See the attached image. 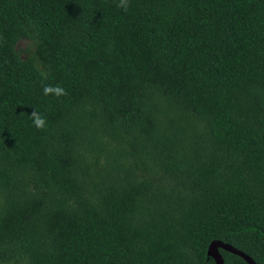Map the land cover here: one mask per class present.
Here are the masks:
<instances>
[{
	"label": "trees",
	"instance_id": "16d2710c",
	"mask_svg": "<svg viewBox=\"0 0 264 264\" xmlns=\"http://www.w3.org/2000/svg\"><path fill=\"white\" fill-rule=\"evenodd\" d=\"M117 3L0 0V264H264V0Z\"/></svg>",
	"mask_w": 264,
	"mask_h": 264
},
{
	"label": "clouds",
	"instance_id": "9594fccd",
	"mask_svg": "<svg viewBox=\"0 0 264 264\" xmlns=\"http://www.w3.org/2000/svg\"><path fill=\"white\" fill-rule=\"evenodd\" d=\"M116 7L127 11L129 7V0H119V3L116 4ZM42 91L46 96L55 95L56 97H60L66 96L68 94L67 91L60 85H44ZM29 118L32 120L34 127L39 130H43L46 124L45 117L41 116L37 111L33 110Z\"/></svg>",
	"mask_w": 264,
	"mask_h": 264
},
{
	"label": "water",
	"instance_id": "95a60500",
	"mask_svg": "<svg viewBox=\"0 0 264 264\" xmlns=\"http://www.w3.org/2000/svg\"><path fill=\"white\" fill-rule=\"evenodd\" d=\"M218 248L224 249L226 251H229V252L241 257L247 264H255L253 262V260L248 255H246L243 252L235 249L231 245H229L227 243H222L220 241L212 240L207 246L206 253H207V255L211 256V258L214 261V264H223L221 256L218 252Z\"/></svg>",
	"mask_w": 264,
	"mask_h": 264
}]
</instances>
